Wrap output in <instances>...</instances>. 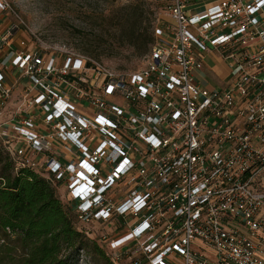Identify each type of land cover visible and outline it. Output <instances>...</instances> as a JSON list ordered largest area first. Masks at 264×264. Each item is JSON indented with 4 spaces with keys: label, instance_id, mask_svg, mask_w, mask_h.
<instances>
[{
    "label": "built area",
    "instance_id": "1",
    "mask_svg": "<svg viewBox=\"0 0 264 264\" xmlns=\"http://www.w3.org/2000/svg\"><path fill=\"white\" fill-rule=\"evenodd\" d=\"M161 1L129 72L0 29V146L112 264H264V0ZM210 55L214 88L195 75Z\"/></svg>",
    "mask_w": 264,
    "mask_h": 264
},
{
    "label": "rangeland",
    "instance_id": "2",
    "mask_svg": "<svg viewBox=\"0 0 264 264\" xmlns=\"http://www.w3.org/2000/svg\"><path fill=\"white\" fill-rule=\"evenodd\" d=\"M5 1L10 9L2 13L1 19H4L0 22V29L19 25L20 38L26 40L36 38L38 45L44 49L75 51L113 70L124 72L139 69L149 53L137 48L136 35L153 33L154 28L165 17L164 3L160 0ZM18 18L22 20L23 25L19 24ZM220 63L227 71L223 61ZM17 93L18 90L15 94ZM1 155L4 162L0 163V170L6 160L4 154L1 153ZM56 195L65 209H68L66 194L60 187L56 188ZM78 226L88 233L90 228L88 225L78 223ZM103 227L98 230V233L106 232ZM91 238L92 241L97 240L94 237ZM13 239L14 237L9 235L8 231L4 233L0 230V245H4V241L10 243ZM101 246L105 251L104 245L101 244ZM4 256L5 259L1 264H10L12 261L16 263L20 257L14 252ZM77 264L109 263L95 256L90 249L87 255L81 256Z\"/></svg>",
    "mask_w": 264,
    "mask_h": 264
},
{
    "label": "trees",
    "instance_id": "3",
    "mask_svg": "<svg viewBox=\"0 0 264 264\" xmlns=\"http://www.w3.org/2000/svg\"><path fill=\"white\" fill-rule=\"evenodd\" d=\"M154 36V30L137 34V48L149 51ZM0 151V163L1 153L6 159L0 170V230L14 237L0 245V264L12 252L20 257L10 264H77L90 249L112 264L101 244L79 228L74 210L65 209L56 195L58 186L28 169L15 174L9 154L1 146Z\"/></svg>",
    "mask_w": 264,
    "mask_h": 264
},
{
    "label": "crops",
    "instance_id": "4",
    "mask_svg": "<svg viewBox=\"0 0 264 264\" xmlns=\"http://www.w3.org/2000/svg\"><path fill=\"white\" fill-rule=\"evenodd\" d=\"M204 67L196 74V82L207 88H214L221 85L225 70L221 63L210 55L206 57Z\"/></svg>",
    "mask_w": 264,
    "mask_h": 264
}]
</instances>
